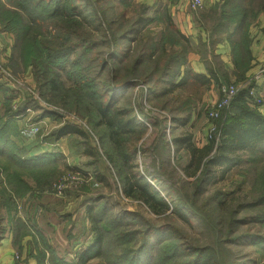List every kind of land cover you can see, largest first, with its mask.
<instances>
[{
	"label": "trees",
	"instance_id": "16d2710c",
	"mask_svg": "<svg viewBox=\"0 0 264 264\" xmlns=\"http://www.w3.org/2000/svg\"><path fill=\"white\" fill-rule=\"evenodd\" d=\"M98 1L86 0V3L95 7L93 2L97 4ZM255 1L258 2V9L264 12V0H222L203 10L198 16L202 31L206 35L207 45L201 38L198 41L201 45H206L204 48L195 45L191 37L177 28L167 5L159 11L155 9L154 17L153 13L146 14V10L151 9L149 5H140L135 18L124 29L117 26L114 28L113 20L107 19L104 12L100 11V23L104 26V38L100 42L106 48V57L98 60L100 70L94 75H85L87 70L84 56L95 45L96 40L88 38L89 32H83L85 29L79 18V4L76 0H0V29L12 31L20 58H26V52L32 54L37 71L43 74L47 92L61 96L60 100L64 103H69L73 98L78 107L84 106L87 109L93 123L101 126L100 136L106 142L104 144L110 152L108 153L115 154L120 159L121 167L117 172L121 175L122 192L131 198L136 196L137 201L152 213L159 215L167 211V202L136 168L138 148L132 144L143 135L146 127L139 121L141 119L136 111L131 107L119 105L121 99L126 96L124 92L117 93L141 82L146 85V100L156 103L163 95L187 85L207 91L213 84L212 81L218 80L216 72H222L223 80L228 81L221 61L212 51L216 43L214 37L221 34H226L225 37L231 47L233 73L237 80L242 79L251 60L248 28L256 12L249 6ZM5 2L10 7L6 6ZM156 17L164 22V30L159 33L158 39L149 35L147 28L148 23L153 22ZM81 29L83 30L80 31ZM128 41L134 43L136 49L139 48L138 54L131 60L130 48L126 46ZM204 49L208 57L214 60V65L211 66L209 58H202L206 74L197 73L191 67L185 66L187 53L191 51L201 53ZM75 52L76 54L71 56ZM96 59V56H88L90 61ZM105 68L108 70L106 78L101 75V69ZM43 72H50L51 75ZM61 72H64L67 79L72 80L75 93L67 88L63 90L66 82L58 78L62 75ZM118 75L126 78L119 79ZM58 87L61 89L57 90ZM246 93V90L237 92L227 108L221 111L215 120L217 126L215 132L203 146H196L192 141V133L186 130L172 137V146L165 143L163 152L168 153L171 147L175 146L176 150H184L188 155L184 170L189 176H196L193 193H203L202 186L208 182L209 173L213 171L215 165L229 169L231 163L242 162L243 156H247V153L249 156L254 154L257 160L263 159L264 117L254 109L256 106L251 107L246 102L244 98ZM69 94L70 98L66 102ZM234 102L236 111L233 112ZM178 107L184 108V105L181 103ZM190 113V110L183 114L178 113L172 117V122L182 126L189 120ZM141 116L144 117L142 114ZM12 126L14 124L10 118L0 117V158H5L13 169H25L29 172L54 164V155L21 156L18 149L8 141L9 133L13 132ZM82 132L73 125L64 124L58 128L56 135ZM159 133L150 145L151 150L156 141L162 140V129ZM242 152L247 153L242 155ZM262 179L264 178L260 177V182ZM17 181L19 185L22 184L20 178H16L14 183ZM7 185L8 188L3 185L0 176V204L5 211V214L0 213V239L5 219L15 229H21L23 223L26 224L14 214L13 193L17 195L19 191H16L14 186ZM223 194L216 190L204 198L201 205L205 208L210 201L218 200ZM259 197L245 207L264 205V188ZM101 199L98 198L97 202L86 210L94 235L89 245L76 255L77 261L70 263L58 257L50 245L43 243L45 251L38 248L37 255H34L36 264H44L45 259L46 264H85L95 258L102 264H243L227 243H242L246 240L250 241L257 253L264 258L263 228L248 229L243 233H236L233 230L232 218L237 212L238 205L227 213L228 223L225 232L222 235L215 232L214 239L206 244H199L189 240L186 233L169 222L158 224L142 218L144 222L141 221V226L127 229L126 226L133 225V221L139 217L138 212L126 211L106 216L103 212H107L108 206L105 202H100ZM179 206L197 208L193 202L181 196ZM252 218L264 225L262 220L264 211ZM19 264L28 262L25 260Z\"/></svg>",
	"mask_w": 264,
	"mask_h": 264
},
{
	"label": "rangeland",
	"instance_id": "374dc122",
	"mask_svg": "<svg viewBox=\"0 0 264 264\" xmlns=\"http://www.w3.org/2000/svg\"><path fill=\"white\" fill-rule=\"evenodd\" d=\"M76 2L79 4V18L83 22V29L88 30L81 29L80 31L89 32L88 38L96 40L95 45L84 56L87 70L85 75H94L100 70L98 60L106 57V48L100 42L104 38V26L101 25L99 19L100 11L104 12L107 19L113 20L114 28L117 26L124 29L131 24L140 5H149L151 9L146 10V14L151 15L155 9L159 11L164 5L169 8L174 0H99L97 4L93 2L95 7L88 5L86 0H76ZM5 4L10 7L7 2ZM197 9L195 16L205 10L203 1L202 6ZM147 28H149V35L158 39L159 33L164 30V22L156 17L153 22L148 23ZM198 39L193 40L195 45L201 48L206 47V40V45H201ZM15 43L12 31L0 29V117L10 118L14 124L11 127L13 132L9 133L8 141L18 149L21 156L30 157L26 154L29 148H36L40 152L38 155L49 154L54 155L55 158L53 159L54 164L32 172L19 168L13 169L5 158H0V176L3 185L8 188L7 184H9V187L14 186L15 190L19 191L17 195L12 192L14 214L26 223H23L21 229H15L8 220L3 221L4 229L2 226L0 248L2 249L5 243L10 242V247L13 249L9 255L11 264H19L25 260L29 264V259H33L36 264L34 259L36 252L45 251L43 243L50 245L46 235L39 230L49 224L48 219L55 223L57 218L64 221L63 236L66 234L70 244L91 242L94 231L86 210L89 206H93L98 198H102L100 202H105L108 206L107 212H103L106 216L113 213V215H118L126 211L138 212L139 217H136L133 225H127V229L141 226V221L144 222V220H151L158 224L169 222L186 233L189 240L199 244L210 242L212 238L214 239L215 232L221 235L225 232L228 223L227 213L237 205V212L232 218L233 230L236 233H243L248 229L255 230L257 227L264 229L263 224L252 218L264 211V205L259 204L253 208L245 207L262 194L264 179L260 182V177L264 178V157L257 160L254 154L249 156L247 152H242V155L247 153V156H243L242 162L231 163L229 169L215 165L213 171L209 173L208 182L202 186L203 193L195 194L193 192L196 176H189L184 170L188 162L186 152L181 149L176 150L175 146L171 147L168 153L163 152L165 143L172 146V137L180 135L184 130L195 134L196 139L203 138L202 125L198 124V119L201 117L204 122L208 121L205 115L212 103L203 104L207 91H201L197 86L187 85L163 95L156 103L146 100V85L141 82L117 93L124 92L126 96L121 99L119 105L131 107L133 111H136L141 119L139 121L146 127L143 135L134 142L135 144H132L138 148L135 158L136 168L167 202V211L157 215L137 201L136 196L131 198L122 192L121 175L117 172L121 167L120 159L114 153V155L109 154L104 144L106 142L100 134L101 126L93 123L87 109L84 106L78 107L73 98L69 103H64L60 100L61 96H54L47 92L45 83H43V74L37 71L32 54L26 52V58H20L18 45ZM126 46L130 48L129 60H131L138 54L139 48L136 49L134 43L130 41L126 43ZM76 52L71 56H74ZM190 53L198 54L201 61L202 58H209L211 66L214 65V60L208 57L204 49L201 53L196 51L187 53L185 66L189 64ZM88 56H96L97 59L90 61ZM146 63L149 65L147 61ZM101 70V75L103 74L102 76L106 78L108 70L106 68ZM43 73L51 75L50 72ZM61 73L58 78L66 82L65 87H62L63 90L67 88L75 93L72 80L67 79L64 72ZM120 73L123 72L120 71ZM251 76L246 79H251ZM118 78L125 79L126 76L118 75ZM216 78L218 80L217 82L213 80V84L219 81H222L219 85L230 83V81L223 80L222 72H216ZM59 89L61 87L57 90ZM57 94H59L58 91ZM181 103L184 108L178 107ZM188 110L191 113L186 124L181 126L172 122L174 115L183 114ZM64 124L73 125L83 132L82 134L56 135L58 128ZM161 129L162 140L156 141L151 150L150 145ZM18 134L22 135V139L16 141ZM196 139L195 142H197ZM15 172L16 175H14ZM16 178L22 180L21 185L18 181L14 183ZM216 190L224 194L218 200L210 201L211 203L204 208L201 205L203 199ZM179 196L190 200L197 208L179 206ZM49 203L52 206L48 205ZM0 213L5 214L1 204ZM45 215L46 219H44ZM49 233L52 237L53 231ZM227 245L243 264H264V258L257 253L250 241L227 243ZM38 248L40 249L37 251ZM99 261H92L88 264H102ZM44 264H46V259Z\"/></svg>",
	"mask_w": 264,
	"mask_h": 264
},
{
	"label": "crops",
	"instance_id": "0c3cea01",
	"mask_svg": "<svg viewBox=\"0 0 264 264\" xmlns=\"http://www.w3.org/2000/svg\"><path fill=\"white\" fill-rule=\"evenodd\" d=\"M202 1H203L204 9H207L208 7L222 0H202ZM257 5L258 2L255 1L253 4L249 6V8L251 7L254 8V11L256 12L255 13L256 16L253 19V21L250 23V26L248 28V36L250 40L249 50H250L251 60L249 63V67L243 73V78L237 80L236 75H234L233 73L234 65L232 62L231 47L225 37L226 34H221L214 37L216 39V43L212 47V51L213 54L216 55L217 58L221 61L223 65V69L226 71L225 73L228 81L235 82L238 84L239 90L237 92H239L240 90H246L247 87L252 84L256 86L257 92L262 98V103L260 105H256V107L254 106L253 107L264 117V73H262L261 76L256 81H252L248 84H245L246 78L258 72L261 63L264 60V12L262 10H259ZM169 9L175 25L177 26L178 29L181 30L182 33L191 37L193 40H197V38H201L202 41H204L206 39V35L202 31L201 24L199 23L200 17L194 15L198 9H191L189 6V2L187 0H174V3L171 6H169ZM188 63H189L188 66L191 67L195 72L206 74L204 64L202 63L201 58L199 57L198 54L190 53V56L188 57ZM219 88H220L219 83L212 84L210 86V89L207 90V93L205 94L203 99L204 105L213 103L219 97L220 95ZM233 104L234 105L232 107L233 108L232 111L234 112L236 111L235 109L236 102H234ZM198 120H199L198 124L202 125L203 138L196 139V135L192 134V141L196 146H203L204 144L207 143L205 136L210 124L208 121L204 122V120L201 117H199ZM192 121L193 118L191 119V122ZM20 139H22V135L18 134L15 140L17 141ZM195 139L197 140V142H195ZM200 140L201 142H199ZM39 153L40 152L38 149L29 148V152L26 154L28 156H35L38 155ZM48 205H51V203H49ZM46 215L44 216V219L47 218ZM48 223L49 224L45 226L46 228L44 227L43 229H39L38 227V229L41 231L42 234L46 235L47 240L49 241L51 247L53 248L54 252L58 257H62L64 260L70 263H75L77 261L76 255L79 252H81L83 248L87 247L90 242H86V244H78V243L70 244L68 238H66V234L64 235L65 237L63 236V234L65 233V231L63 230L64 221H61L60 218H57V222L55 223L48 219ZM48 230L53 231L52 237ZM12 252L13 249H11L10 247V242L8 244L5 243L3 248L2 249L0 248V264H11L12 263L11 256L9 257V255H11ZM29 260H30L29 264H35L33 259H29ZM92 261L97 262L99 260L90 259L85 264H88L89 262L91 263Z\"/></svg>",
	"mask_w": 264,
	"mask_h": 264
},
{
	"label": "built area",
	"instance_id": "2783aa9c",
	"mask_svg": "<svg viewBox=\"0 0 264 264\" xmlns=\"http://www.w3.org/2000/svg\"><path fill=\"white\" fill-rule=\"evenodd\" d=\"M189 2V6L191 9H197L202 6V0H187ZM264 73V60L261 63L258 72L254 73L251 79H246V83L248 84L252 81H256L261 74ZM239 90L238 84L235 82H230L228 84H221L219 88L220 95L219 97L211 104L209 110L206 112V118L210 124L207 134L206 140L210 138L211 134L216 130L215 120L219 117L221 111L226 108L231 102L234 95ZM246 102L251 106L260 105L262 103V98L257 92V88L255 85H249L246 89Z\"/></svg>",
	"mask_w": 264,
	"mask_h": 264
}]
</instances>
